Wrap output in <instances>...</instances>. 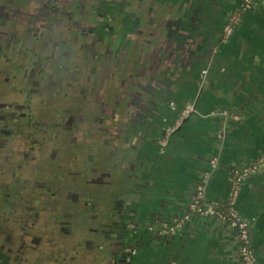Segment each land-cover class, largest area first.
I'll list each match as a JSON object with an SVG mask.
<instances>
[{
    "label": "flooded vegetation",
    "instance_id": "flooded-vegetation-1",
    "mask_svg": "<svg viewBox=\"0 0 264 264\" xmlns=\"http://www.w3.org/2000/svg\"><path fill=\"white\" fill-rule=\"evenodd\" d=\"M31 1L0 0V264L199 261L172 225L158 239L155 208L137 185L149 158L125 140L140 112L153 111L151 86L118 52L138 3L100 0L89 14L81 3L65 9L68 0ZM172 121L163 117V131ZM102 186L110 210L93 212L108 200Z\"/></svg>",
    "mask_w": 264,
    "mask_h": 264
},
{
    "label": "crops",
    "instance_id": "crops-1",
    "mask_svg": "<svg viewBox=\"0 0 264 264\" xmlns=\"http://www.w3.org/2000/svg\"><path fill=\"white\" fill-rule=\"evenodd\" d=\"M241 1L136 0L139 8L129 16L134 25L126 31L127 45L118 51L122 55L120 64L135 62V79L151 86L145 99H150L153 111L140 112V122L125 140L138 145L137 154L143 160L149 158L137 185L152 209L172 201L187 187L197 193L204 181L206 199L225 202L231 194L236 167L264 155V0L242 14L231 36L225 39L222 32L226 17ZM131 55L137 58L130 59ZM202 67H208V74ZM162 94L176 107L161 102ZM190 101L196 111L183 120L170 143L161 146L154 142L151 138L159 135L163 117H176ZM228 112L233 118L226 125ZM220 127L222 139L215 142V163L211 160L209 164L206 157L214 147V131ZM237 206L249 219L253 248L264 263V167L241 185ZM199 216L183 222L186 230L181 236L191 245L194 242L187 252L194 255L192 259H199L187 264H220L226 252L218 250L219 259L210 254L212 244L216 248L219 242L193 235ZM216 221L217 225L209 222L217 230L220 226L229 228L222 234L234 244L239 257L238 232L227 222ZM195 244L197 252H192Z\"/></svg>",
    "mask_w": 264,
    "mask_h": 264
},
{
    "label": "built area",
    "instance_id": "built-area-1",
    "mask_svg": "<svg viewBox=\"0 0 264 264\" xmlns=\"http://www.w3.org/2000/svg\"><path fill=\"white\" fill-rule=\"evenodd\" d=\"M260 0H243L241 9L231 15L227 24L225 25L224 37L225 39L233 32L236 24L241 19V12L254 8L255 4ZM208 67L203 69V73L206 74ZM196 109L194 102H188L181 110L180 115L173 122H170L165 128V134L160 139L161 144L164 146L169 142L171 134L181 124L184 117L188 116ZM213 164L215 163V158ZM264 167V155L258 160L245 164L240 167H236L232 177L231 194L227 201H208L206 199V182H201L198 185L195 200L192 202L189 210L177 220L176 224L172 225L174 228L176 225H181L183 222L195 215H210L216 216L219 219L227 222L234 228L239 234V256L243 264H264L255 252L252 245L251 225L249 219L243 216L237 206V198L244 181L254 172ZM176 229V228H175Z\"/></svg>",
    "mask_w": 264,
    "mask_h": 264
},
{
    "label": "water",
    "instance_id": "water-1",
    "mask_svg": "<svg viewBox=\"0 0 264 264\" xmlns=\"http://www.w3.org/2000/svg\"><path fill=\"white\" fill-rule=\"evenodd\" d=\"M238 112L239 111H237L236 113H238ZM179 114L176 117L172 118L173 121L178 118ZM188 116L184 117L183 120L185 121L188 118ZM225 116H226V118H224V117L223 118L226 121V125H227V122L229 120H232L233 114L228 112V114H225ZM181 125H182V123L172 133L171 137L180 130ZM162 127H163L162 125L159 126L158 130L160 132H159V135L155 137V139L153 138L154 142H156V141L158 142V137L161 138L165 134V131H163L164 129ZM221 128L223 129V127H220L214 131V140H215L213 143L214 147L207 154V157H206L207 161H209V164H210L211 160L216 157V151L217 150L214 151V149L217 148V146H216L215 142L222 139V132L221 133L219 132V130L220 131L222 130ZM140 163L142 165V167H140L142 169L141 174H143V173H145L144 170H145L146 164H144V162H140ZM210 167H211V165H210ZM194 184L196 185V183H194ZM195 197H196V191H193L191 189V187H187V189H185L183 192L174 196V199L172 201L166 202V203L162 202L158 207H156L154 209V211H153L154 217L153 218H154V222L156 223V226H157L156 231H157L158 235H160L158 237L159 240L160 239L164 240L163 237H165V235L169 234V233H165L163 231L165 228L164 226L176 224L177 220H180L182 215L185 214L189 210L192 202L195 200ZM185 206H186V209H184ZM195 217H197V216L195 215ZM207 217H209V218H207ZM215 218H217L216 220H218V224H220V219L216 216H213V215L212 216L200 215L198 218H196V220H195V232L193 233V235L194 234L195 235L201 234V236L210 237L214 241L219 242L220 245H218L216 247V250L218 251V250L222 249L223 252L224 251L226 252V254H224L225 260L224 259L221 260L217 257L220 261V264H243L241 262L240 256L239 257L237 256V252H236L237 249H235L233 247L234 244L225 239L226 234H222V232L225 233L229 228L227 226H225L224 229H221V226H220V228L217 230L216 229L217 226H214L213 224H211V222H209L210 220H212L215 223V225H217V221L213 220ZM185 224L186 223H183L181 225H176L175 228L177 229V232L171 233L173 235V237H175V235H178V234L183 235L182 232L184 230H186ZM210 225H212V226H210ZM222 225H224V224H222ZM212 246H214V245L212 244Z\"/></svg>",
    "mask_w": 264,
    "mask_h": 264
},
{
    "label": "rangeland",
    "instance_id": "rangeland-1",
    "mask_svg": "<svg viewBox=\"0 0 264 264\" xmlns=\"http://www.w3.org/2000/svg\"><path fill=\"white\" fill-rule=\"evenodd\" d=\"M65 2H66V0H64ZM100 0H68L67 1V5H66V7H65V9H67V10H69L70 8H69V6L72 8L73 6H75V3H81V4H84V6H85V9H86V11H87V9H89L88 11H89V14H91L93 11H92V9H91V6L93 5V3H95V5H96V3L97 2H99ZM32 1L31 0H28V5H30V3H31ZM97 6H98V3H97ZM33 9V8H32ZM87 13V12H86ZM82 16H87V14H84V15H82ZM79 19H81L82 20V18H81V16L78 18V20ZM78 23H79V21H78ZM84 23V22H83ZM63 31V30H62ZM62 33V32H61ZM61 33L59 34V36L58 37H60V35H61ZM49 42H50V40H49ZM28 56V54H27V52L26 53H23L22 55H21V57H27ZM110 72V71H109ZM109 74H112V73H109ZM53 78V81H55V82H57V80H56V78L55 77H52ZM60 79V78H59ZM95 97H100V94H98V95H95ZM103 187V186H102ZM122 188H123V186H121ZM103 190H105V195H104V198H107L108 200L107 201H103L102 199H101V201L99 202V205H97L95 208H93L92 210H93V212H98V211H103V212H107L108 210H110V205L108 204V202H111V196H112V193L110 192V190H109V188H108V186L107 187H103ZM92 191V190H91ZM104 194V193H103ZM103 201V202H102ZM104 202H106V203H104ZM111 204V203H110ZM77 226V225H76ZM79 227V226H78ZM77 227V228H78ZM74 228H76V227H74ZM199 241H203V240H199ZM189 244H191V242H189ZM194 244V242L192 243V245ZM195 249V250H194ZM194 249H193V251L192 252H194V251H196V249H197V247H196V244H195V247H194ZM197 252V251H196ZM200 258V257H199ZM198 260V259H197Z\"/></svg>",
    "mask_w": 264,
    "mask_h": 264
}]
</instances>
